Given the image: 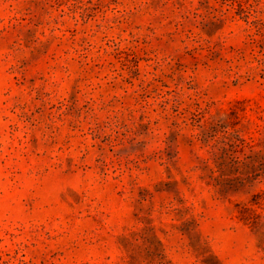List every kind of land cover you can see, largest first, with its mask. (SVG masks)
I'll return each mask as SVG.
<instances>
[{
	"label": "rangeland",
	"instance_id": "374dc122",
	"mask_svg": "<svg viewBox=\"0 0 264 264\" xmlns=\"http://www.w3.org/2000/svg\"><path fill=\"white\" fill-rule=\"evenodd\" d=\"M0 264H264V0H0Z\"/></svg>",
	"mask_w": 264,
	"mask_h": 264
}]
</instances>
